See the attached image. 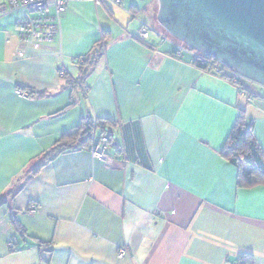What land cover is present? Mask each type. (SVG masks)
I'll return each instance as SVG.
<instances>
[{"label":"crops","instance_id":"obj_1","mask_svg":"<svg viewBox=\"0 0 264 264\" xmlns=\"http://www.w3.org/2000/svg\"><path fill=\"white\" fill-rule=\"evenodd\" d=\"M142 1L67 0L49 46H25L17 16L0 18V198L18 191L0 206V264H264V185L239 188L220 154L244 110L264 157V94L175 58L166 40L140 42L131 20L155 18ZM104 31L85 94L68 81ZM88 118L111 122L106 160L68 150L23 180Z\"/></svg>","mask_w":264,"mask_h":264},{"label":"water","instance_id":"obj_2","mask_svg":"<svg viewBox=\"0 0 264 264\" xmlns=\"http://www.w3.org/2000/svg\"><path fill=\"white\" fill-rule=\"evenodd\" d=\"M175 39L264 87V0H156Z\"/></svg>","mask_w":264,"mask_h":264},{"label":"trees","instance_id":"obj_3","mask_svg":"<svg viewBox=\"0 0 264 264\" xmlns=\"http://www.w3.org/2000/svg\"><path fill=\"white\" fill-rule=\"evenodd\" d=\"M108 31L103 32L102 39L95 45L91 56L84 57L83 61L76 60L79 67V77L68 81L72 88L79 87L80 89H89L85 84L86 78L97 64V61L103 56L104 49L107 44ZM137 39L143 44L146 40L139 35ZM174 55V52H172ZM193 65L201 70L212 72V58L206 55L199 54ZM222 78L232 83L239 92H249L247 85L242 79L237 80V84L233 83V77L227 74H220ZM63 77L66 78V75ZM29 96L44 97L46 93H34L27 90ZM251 94H248L249 97ZM109 121L97 118H88L83 120L80 125L72 132L66 133L59 138L53 147L39 156L37 162L27 170L23 176V180L27 181L29 177L35 175L39 170L58 155L68 150L88 149L92 141V133L100 131V137L106 136L111 142V126ZM113 124V123H112ZM111 124V125H112ZM98 139V137H97ZM221 156L237 169V186L239 188H251L259 185H264V157L259 144L253 134V124L246 118L245 111L240 110L235 123L220 151ZM20 188V187H19ZM19 190V189H18ZM18 191L12 190L7 193L6 197L0 198V206L12 200ZM11 221L16 231L22 235L23 228L17 223L14 214L11 215ZM237 264H254V261L249 256H241Z\"/></svg>","mask_w":264,"mask_h":264},{"label":"built area","instance_id":"obj_4","mask_svg":"<svg viewBox=\"0 0 264 264\" xmlns=\"http://www.w3.org/2000/svg\"><path fill=\"white\" fill-rule=\"evenodd\" d=\"M97 5L101 2H110L113 4H119L122 0H94ZM67 0H4L0 4V18L18 13L17 18L14 20V27L19 42L25 46L36 45L45 46L52 45L60 33V21L61 15L66 10ZM151 29L141 24L139 29V36L146 40L149 36ZM164 41L170 42L174 47V57L182 59L184 55H189L191 63L194 59L202 54L195 50L190 49L184 43L175 42L162 38ZM204 55V54H202ZM84 58L79 59L83 61ZM76 62V60H75ZM212 71L217 75L227 74L233 77V83L237 84L238 79L247 81L248 79L238 75L234 70L228 69L221 63L212 58ZM59 75L64 76L65 72L61 68L59 69ZM82 91L86 94L87 89L83 88ZM23 96L27 97L26 94ZM112 147V143L106 136L96 138L92 133V141L88 148L91 155L100 161L107 159V151ZM31 212H35V206L29 208ZM15 247L14 241L8 243V249L13 250ZM128 251L124 247H119L117 251L118 258L128 257Z\"/></svg>","mask_w":264,"mask_h":264},{"label":"rangeland","instance_id":"obj_5","mask_svg":"<svg viewBox=\"0 0 264 264\" xmlns=\"http://www.w3.org/2000/svg\"><path fill=\"white\" fill-rule=\"evenodd\" d=\"M147 1L149 0L142 1L141 2L142 6L148 7L149 3L146 4ZM3 2L4 0H0V4ZM153 5H154V17H155L154 20L150 17L148 13L138 11L134 16V19L131 20V22H133L134 24H138V27L141 26V24L148 26L151 29L149 31L150 39L155 38L158 43L164 42L162 38H166L168 40H172L180 43L181 41L172 37L169 33H167V31L163 27H161L158 24L156 19V15L158 11V3L156 0H153ZM13 16H18V13H13ZM165 44H167V41H165ZM246 85H249L250 89L255 88L257 92H259L260 94L261 93L264 94L263 86L249 80H247Z\"/></svg>","mask_w":264,"mask_h":264}]
</instances>
